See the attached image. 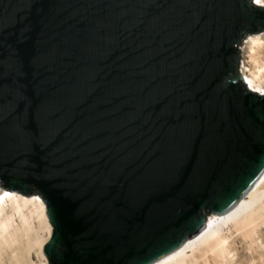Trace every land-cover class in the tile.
<instances>
[{"label": "water", "instance_id": "95a60500", "mask_svg": "<svg viewBox=\"0 0 264 264\" xmlns=\"http://www.w3.org/2000/svg\"><path fill=\"white\" fill-rule=\"evenodd\" d=\"M263 32L256 0H0V187L44 200L48 264H152L250 191Z\"/></svg>", "mask_w": 264, "mask_h": 264}, {"label": "bare ground", "instance_id": "6f19581e", "mask_svg": "<svg viewBox=\"0 0 264 264\" xmlns=\"http://www.w3.org/2000/svg\"><path fill=\"white\" fill-rule=\"evenodd\" d=\"M256 4L264 6V0ZM247 38L241 72L248 86L264 95V32ZM33 218L48 231L45 239L30 236ZM51 234L41 197L0 187V264H48L43 249ZM152 264H264V173L231 210L212 214L199 233Z\"/></svg>", "mask_w": 264, "mask_h": 264}, {"label": "rangeland", "instance_id": "374dc122", "mask_svg": "<svg viewBox=\"0 0 264 264\" xmlns=\"http://www.w3.org/2000/svg\"><path fill=\"white\" fill-rule=\"evenodd\" d=\"M247 39H248V38L246 37L244 41H246ZM242 60H243V59H242V57H241V61H242ZM241 67H242V65H241ZM38 196H39V195H38ZM39 197H40V196H39ZM29 233H30V236H31V235H32V236H33V235H36V234L38 233V234L41 235V237H42L43 239H45V238L48 236V231L39 227V220H38L37 218H33V219H32L31 228H30V230H29ZM27 239H28V237H26V238L24 237V240H27ZM41 261L44 263L43 258L40 259L39 262H41Z\"/></svg>", "mask_w": 264, "mask_h": 264}, {"label": "snow or ice", "instance_id": "6c2138e0", "mask_svg": "<svg viewBox=\"0 0 264 264\" xmlns=\"http://www.w3.org/2000/svg\"><path fill=\"white\" fill-rule=\"evenodd\" d=\"M257 2H259V0H257Z\"/></svg>", "mask_w": 264, "mask_h": 264}]
</instances>
